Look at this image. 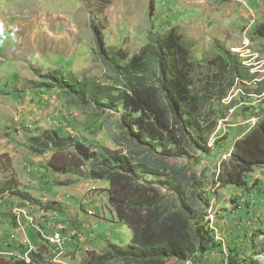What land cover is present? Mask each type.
<instances>
[{
	"label": "rangeland",
	"instance_id": "374dc122",
	"mask_svg": "<svg viewBox=\"0 0 264 264\" xmlns=\"http://www.w3.org/2000/svg\"><path fill=\"white\" fill-rule=\"evenodd\" d=\"M167 2L168 0H0V66L4 65L10 75L8 80L1 82L0 91L11 92L12 102L18 98L16 119L7 120L11 123L5 125L4 122L1 123L0 117L1 133L5 134L4 130L10 129V134L16 137L13 140L15 146H10V152L0 157V186L6 183L11 185L10 190L0 195V202L6 203L0 206V253L14 252L17 256H0L31 262L33 258L29 259L28 254L20 252L24 246H29L31 241L33 250H39L43 246L45 258L54 264H82L83 260L77 258L75 252H67L69 244L58 243V247L51 244L55 235L51 234L48 228L42 226V229L36 230L33 226H26V233L17 228L20 233L17 239L14 235L6 233L2 227L5 212L1 208L4 207L6 212L10 211V219L11 211L15 212L18 207L34 213L33 217L40 225L44 221V216L42 217L39 211L43 196L40 192L44 186V178L48 180L54 175L55 170L48 164L54 152L50 150L42 155L33 153L30 150L31 135L39 129H55L61 135L75 137L78 141L69 151L80 157L79 161L83 163L80 170L87 173L93 159L85 158L83 152L93 153L103 146L119 149L111 137L110 130L122 129V112L94 104L82 105L63 88L41 86V83L43 77L48 75L115 83L117 74L101 60L93 25L101 29L104 46L109 52L124 49L133 55L149 42V36L167 33L172 28L168 25L169 22L184 16L179 11L169 14ZM247 2H250L249 6L243 2L239 3L240 8L231 6L228 16L222 15L217 9L218 17L222 16L225 21L230 20L225 24L222 23L223 20L215 24L219 29L225 25L228 30L226 37L223 34L222 37L215 38L214 33L210 37L209 33L196 42L190 35L191 26L186 22L176 26L182 35H188L186 38L183 35L184 42L192 54L195 45H198L197 49L210 50L204 60L212 57L218 59L225 48L233 52L237 50L234 53L255 77L252 80L238 78L223 99H215L208 106L210 127L207 132L210 135L213 133L212 137L209 136L211 139L208 153L194 146L190 157L171 159L172 162L188 163L192 171L198 173L200 182L196 190L197 195H203L204 203L203 206L198 201V209L204 210V213H207L208 209L207 217L211 220V227H216L222 236L215 238L220 243L215 241V247L212 245L211 250L198 252L194 259H167L164 264H219L223 258L221 250L227 254L230 249L234 250L232 254L240 264H243L245 259L264 264V166L255 168L249 175V188L221 186L216 183L219 166L222 160L230 156L234 143L264 117V97L259 94L264 90V82L259 84L264 80V41L256 40L258 42L254 45L252 41L258 38L254 27L259 23V13L256 21H250V18H254L251 17V8L257 9L256 3H264V0ZM225 9L226 7H223L221 10ZM241 13L246 14L247 21L242 19ZM12 15L16 19L11 18ZM197 15L198 13H192L190 17L196 19ZM263 15L264 6L260 10V16ZM34 29L43 31L41 33L44 36V44H41V47L32 42L28 44L26 35L29 30ZM32 33L34 34V31ZM219 63L217 61L212 66L213 70L218 69ZM24 92L28 94L22 101L19 97ZM38 92L42 93L41 100L35 98L39 96ZM6 98V94L0 95V107L8 104ZM10 125L12 126L9 127ZM143 177L150 182L157 181V178L150 175ZM256 184L261 186L262 190ZM155 185L166 191L159 183ZM20 193L30 194L40 202L27 200ZM232 209L237 213H230ZM58 211L63 212V207L60 206ZM52 213L57 215L56 212ZM245 218L250 219V224L247 225ZM9 222V225L14 227L12 220ZM67 222L77 224L75 220L65 219L54 226V231L57 228L62 230L64 235L74 242L77 238V228L69 227ZM205 222L204 216L203 224ZM89 227L92 229L89 231L98 236L102 234L109 237L112 232V240L121 246L130 244L133 237L132 227L124 223L112 225L103 221Z\"/></svg>",
	"mask_w": 264,
	"mask_h": 264
},
{
	"label": "trees",
	"instance_id": "16d2710c",
	"mask_svg": "<svg viewBox=\"0 0 264 264\" xmlns=\"http://www.w3.org/2000/svg\"><path fill=\"white\" fill-rule=\"evenodd\" d=\"M93 27L101 60L117 74V81L106 84L48 75L41 86L63 88L82 105L121 111L122 129L110 130L119 149L103 146L93 153L81 151L85 158L93 159L87 173L80 170V157L69 151L78 141L73 136L39 129L29 137L30 150L38 155L53 151L48 164L56 172L109 180V202L120 221L132 227L130 244L109 242L105 254L88 252L82 264H164L167 259H194L198 252L211 250L215 241L220 242L215 239L208 209L207 213L198 209V201L204 206L203 195H197L198 173L188 163L171 159L190 157L194 146L208 153L213 136L207 132L208 106L215 99H223L238 78L252 80L255 75L242 65L234 53L237 50L222 49L218 59H196L176 27L164 34H152L133 55L124 49L109 52L101 29ZM254 32L264 38V21L255 25ZM217 61L218 69L213 70ZM259 94L264 97V90ZM259 166H264V117L234 143L230 156L219 166L216 183L249 188V175ZM145 175L157 181L152 183ZM10 189L7 183L1 185L0 195ZM20 195L39 201L27 193ZM39 206L46 211L59 209L55 201L40 202ZM230 213L237 211L232 209ZM245 220L250 224L249 218ZM233 251L225 254L221 250L222 264H240ZM44 253L41 246L31 262L0 256V264H54ZM243 264L259 263L245 259Z\"/></svg>",
	"mask_w": 264,
	"mask_h": 264
},
{
	"label": "crops",
	"instance_id": "0c3cea01",
	"mask_svg": "<svg viewBox=\"0 0 264 264\" xmlns=\"http://www.w3.org/2000/svg\"><path fill=\"white\" fill-rule=\"evenodd\" d=\"M242 2L246 6L250 5V2H247V0H168L166 5L169 14L173 11L174 13L179 11L184 14L182 18H175V21L169 22L168 25L170 27H176L177 25H180V23L186 22L189 26H191L190 35L196 39V42L200 41L199 39L201 37L208 36L209 33L210 37H212V33H214L213 37L215 38L222 37L223 34L226 37L228 35V30L225 25L222 29H219L215 26V24H217L220 20H223V24H225L226 21L230 20L228 19L225 21L222 16L218 17V10H220V13L222 15L228 16L231 13L229 11V8L231 6L240 8L241 5L239 3ZM256 6L257 9L251 8V12L253 15L250 16L254 18H250V21H256L259 18L258 21L259 23H261L262 21H264V15L260 16V10L264 6V3H256ZM223 7H226L224 11L221 10ZM241 10L243 11L242 8ZM200 12H204V14H199ZM192 13H198L196 19L190 17ZM257 13H259L258 18ZM245 15V13H241L242 19L244 21H247ZM11 18L16 19L14 15H12ZM32 31H34V34L32 33ZM41 32L43 31H39L38 29H34L31 31L29 30L26 35L28 44H31L32 42V44H34L35 46L37 45L41 47V44H44V36ZM183 35L185 38L188 37L187 34L183 33ZM256 40L264 41V38L258 36V38L252 39L253 45L258 42ZM197 47L198 45H195V47H193V55L198 59H203L206 54L210 53V50L203 51V49L200 50L197 49ZM8 72L9 70H5L4 65L0 66L1 86L2 81H6L10 78ZM3 93L6 94V101L8 102V104L0 107V117H2L1 123L4 122V124L7 125L11 123L7 120L16 119L15 108L16 101L18 98L12 102L10 100L11 92L0 91V95H3ZM27 94L28 93L26 92H24L23 94L21 93L19 99L24 101V96H27ZM37 94L39 96L35 98L40 99L42 93L38 92ZM29 98L31 100L33 99V97ZM12 125H10L9 127H11ZM4 131L5 134H2L0 129V157L5 156L7 152H10V146H15L13 140H15L16 137L10 134V129H6ZM53 174L54 175L51 179L47 180L44 178L43 180L44 186L41 188L42 192H40V194L43 195L41 196V200L42 203H46L48 201L58 202V207L62 206L63 212L58 210L46 211L45 209L41 208V210L39 211L41 212V216H44V221H42L41 224L45 228H48V230H50L58 222H62L65 219H71L73 221L75 220L77 221V224H74L73 222H67L66 224L69 227L77 228L81 232V237L79 238L78 236L73 243L67 246V252H75V255H77V258H80V260H83L88 252H91L98 256L105 254L108 250V243H116L111 238L113 236L112 232L110 233L109 237L102 234L98 236L94 232L89 231L92 230L89 226L103 221L112 225H119L124 223L129 226V224H127L126 222L120 221L115 207L112 206L109 202L110 181L107 179L100 180L82 177L78 179V177L75 176L73 173H61L54 171ZM36 197H38V195H36ZM4 204L6 203L0 202V206H3ZM1 209L5 212L4 223L2 224L4 231L10 235H14L15 238L18 237L20 235L19 231L13 226L9 225V220L11 221L9 213L10 211L6 209V212L4 207H2ZM8 209H10V207H8ZM0 212L2 211L0 210ZM52 212H56L57 215L53 216ZM42 225L40 226L42 227ZM118 230L124 231V229ZM11 241L13 242V239H11Z\"/></svg>",
	"mask_w": 264,
	"mask_h": 264
},
{
	"label": "built area",
	"instance_id": "2783aa9c",
	"mask_svg": "<svg viewBox=\"0 0 264 264\" xmlns=\"http://www.w3.org/2000/svg\"><path fill=\"white\" fill-rule=\"evenodd\" d=\"M250 26L251 25H249V27ZM243 42L244 43H248V41H243ZM249 46H251V44H249ZM258 70H262V69H258ZM251 122H253V121H251ZM0 201H2V199ZM23 213L27 214L28 217H29V220L31 222H33V216H35L34 213H32L29 210H26L24 208H23ZM52 214H53V216H56V214H54V213H52ZM11 220H12V223H13L14 227L16 228L15 218L13 217V210L11 211ZM52 231H54V227H53V229H50V233H52ZM214 231H215V238H222V236L220 235V232L218 231V229L216 227H215ZM80 234H81L80 231L77 229V237L80 236ZM54 242H55L56 246L58 247V243H67V244L73 243V239H70V237H61V236H59V238H57V240H55ZM222 242L225 245V242L223 241V239H222ZM20 252H24L25 254H28L29 255V259H31V258H33V254L35 252H38V250H33L32 245L29 244V246H24L23 250H21ZM0 254L1 255H4V254H16V256H17V253H14V252L13 253L1 252Z\"/></svg>",
	"mask_w": 264,
	"mask_h": 264
},
{
	"label": "bare ground",
	"instance_id": "6f19581e",
	"mask_svg": "<svg viewBox=\"0 0 264 264\" xmlns=\"http://www.w3.org/2000/svg\"><path fill=\"white\" fill-rule=\"evenodd\" d=\"M13 215H14V218H15V223L17 224L16 225V228L20 229L21 231H23V233H26L27 231V228L26 226H33L32 228H35L36 230H39V229H42L43 227H41L39 225V222L37 223V221L35 220V218L33 217V222H31L29 220V217L27 214L23 213V208H16L15 209V212L13 210ZM27 222V223H26ZM60 225V224H59ZM56 228V227H55ZM61 228V227H60ZM49 234V233H48ZM53 235H55V238H54V241L57 240V238H59L60 235H64V233L62 232V230L60 229H56L55 231H53V233H51ZM61 237H69L67 235H64V236H61ZM30 244H32V242L30 241ZM51 244H55V242H51ZM27 255V254H25Z\"/></svg>",
	"mask_w": 264,
	"mask_h": 264
}]
</instances>
